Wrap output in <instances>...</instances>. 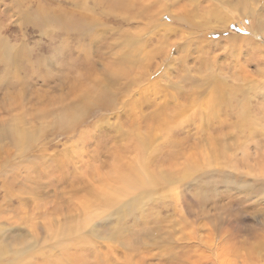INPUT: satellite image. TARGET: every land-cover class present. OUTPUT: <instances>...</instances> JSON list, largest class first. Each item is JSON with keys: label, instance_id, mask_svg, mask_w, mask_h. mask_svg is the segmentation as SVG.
Masks as SVG:
<instances>
[{"label": "rangeland", "instance_id": "rangeland-1", "mask_svg": "<svg viewBox=\"0 0 264 264\" xmlns=\"http://www.w3.org/2000/svg\"><path fill=\"white\" fill-rule=\"evenodd\" d=\"M126 1L0 0V264L26 249L264 264L249 250L264 252V0ZM225 1L220 29L227 14L213 25L203 8ZM181 14L209 28L191 34ZM217 84L230 105L215 111ZM236 105L249 122L218 129Z\"/></svg>", "mask_w": 264, "mask_h": 264}, {"label": "bare ground", "instance_id": "bare-ground-1", "mask_svg": "<svg viewBox=\"0 0 264 264\" xmlns=\"http://www.w3.org/2000/svg\"><path fill=\"white\" fill-rule=\"evenodd\" d=\"M119 1H122V2H124V3H126L127 1L126 0H109V2H108V4L110 5L109 7L110 8H114L115 6L114 5H118L119 4ZM210 1V0H209ZM228 1V0H227ZM210 4L211 5H213L214 7L212 8V9H210V8H208V7H205V8H203L204 10H206V11H213L214 13H215V15L213 16V19L211 20L212 22H213V25H215V24H218V21H217V19H216V13L217 14H221V13H225V14H227V12H225V7H228V6H231V7H233V5L230 3L229 5H228V3L225 1V5H224V8H221L220 6L219 7H217L218 5H215V4H212L211 2H210ZM224 4V3H223ZM230 7V8H231ZM234 8V7H233ZM247 7L246 6H243V9H246ZM235 9V8H234ZM184 10L185 11H188V10H186V8H184ZM227 10V9H226ZM228 11V10H227ZM250 11V10H249ZM228 12H230V11H228ZM111 13V12H110ZM157 14V13H156ZM109 15V14H108ZM88 16V15H87ZM111 16V15H110ZM112 16H113V14H112ZM116 16V15H115ZM122 18V17H121ZM149 18V17H148ZM177 18L181 21V22H183V23H185L187 26H188V29H190V33L191 34H193L194 32L195 33H199V31H201V30H205V29H207V28H209V26H208V20H202V22L198 25V26H196L195 27V25L193 24V21L191 20V18H189V16H187V15H185V14H181V15H177ZM74 19V18H73ZM72 19V20H73ZM92 19V18H91ZM91 19L89 20L86 16H80L79 18H76L75 19V22L77 21V25L79 26V27H86V25H87V27H88V25L90 24V21H91ZM126 19V18H125ZM154 19V17H151V21ZM229 19V16H228V14L225 16V17H223V18H221V26L219 25V27H220V29H225L226 28V25L229 23V21L230 20H228ZM65 20V19H64ZM71 20V21H72ZM121 20H123V19H121ZM256 20V19H255ZM67 21V20H66ZM94 20H92L91 21V23H94L93 22ZM127 22V21H126ZM62 23H64V22H62ZM66 23V22H65ZM128 23V22H127ZM155 23V22H154ZM254 23V24H253ZM252 24L253 25H255V22H253ZM71 24V23H70ZM153 24V23H152ZM156 24V23H155ZM65 25V24H64ZM160 25V24H159ZM158 25V26H159ZM182 25V24H181ZM65 26H68V25H65ZM65 26H64V29H65ZM77 26V27H78ZM155 26V25H154ZM256 26V25H255ZM63 27V26H62ZM69 27V26H68ZM77 27H76V29H77ZM79 27H78V29H79ZM171 27V26H170ZM215 27V26H214ZM210 28H213V27H211L210 26ZM72 29H73V27H72ZM163 29H164V27H163ZM84 30H87V29H84ZM88 30H90V29H88ZM168 30V29H167ZM254 30V29H253ZM77 31H79V30H77ZM80 31H81V29H80ZM83 31V30H82ZM91 31V30H90ZM171 31V30H170ZM174 32V34L175 33H177V31H173ZM81 33V32H80ZM85 33V32H84ZM83 33V34H84ZM194 33V34H195ZM221 33V32H220ZM224 34V33H223ZM88 35V34H87ZM89 35H90V33H89ZM188 35V34H187ZM84 36V35H83ZM91 36V35H90ZM160 36V38H159V40H161V41H163V40H166V38L167 37H165V34L164 33H162L161 35H159ZM168 36V35H167ZM193 36V35H192ZM190 37V36H189ZM225 37H227V42H229V43H231V41H233L234 39H239V40H245V38H241V37H238V36H234V35H231V36H229V35H225ZM140 38V37H139ZM138 37H137V39H139ZM183 38V37H182ZM188 38V37H187ZM187 38H185V39H187ZM193 38V37H192ZM158 39V38H157ZM184 39V38H183ZM140 40V39H139ZM182 40V39H181ZM190 40H192V39H190ZM199 40V39H198ZM137 41V40H136ZM187 41H188V39H187ZM193 41H194V39H193ZM140 42V41H139ZM160 42V41H159ZM181 42V41H180ZM192 42V41H191ZM234 42H235V40H234ZM109 43V42H108ZM250 43V42H249ZM255 47H258V46H255ZM260 48V47H259ZM86 54V53H85ZM89 56V55H88ZM260 59V58H259ZM165 62V61H164ZM84 73V72H83ZM85 74V73H84ZM136 76V75H135ZM134 76V77H135ZM131 77V76H130ZM105 78V77H104ZM132 78V77H131ZM142 78V77H141ZM106 79V78H105ZM208 79H210V80H213L214 79V77H213V75H209L208 76ZM78 79H76V81H77ZM137 80V79H136ZM80 81V80H79ZM214 81V80H213ZM215 82V81H214ZM138 83V82H137ZM229 84V83H228ZM77 85V87L75 86L74 87V85H73V87H74V89L72 90L74 93H75V95H77L78 93H79V88H78V84H76ZM102 86V85H101ZM219 86H220V84H217V85H215L214 86V90H213V92H214V100H213V108H212V110H215V111H217V107L218 108H221L220 107V105L221 104H223V105H225V107H228L230 104V102H229V99H228V97L227 96H225V98L224 97H221L220 96V94H221V89H219ZM230 86V85H229ZM231 86H233L232 84H231ZM73 87H71V88H73ZM237 88V87H236ZM240 88V87H239ZM108 89V88H107ZM106 88H103V87H101V89H100V95L102 96V97H108V95H107V93H108V90H107ZM114 90V89H113ZM238 92H240V89H238L237 90ZM113 92V91H112ZM224 93V92H223ZM110 94H111V91H110ZM114 94V93H113ZM94 95H97V92L95 91V92H92L91 91V93H89V90L87 89V90H85V92H84V96H85V98H83V99H86V98H91L92 96H94ZM112 95V94H111ZM179 95V94H178ZM216 95H218V98H219V100H221V102L219 101V100H217V98L215 97ZM243 95V94H242ZM110 96V95H109ZM241 96V95H240ZM209 97V96H208ZM247 97V96H246ZM109 98V97H108ZM111 98V97H110ZM175 98V97H174ZM177 98V97H176ZM245 98V97H244ZM243 98V99H244ZM112 99V98H111ZM173 99V98H172ZM246 99V98H245ZM248 99V98H247ZM246 99V100H247ZM89 101V100H88ZM241 101V100H240ZM211 102V101H210ZM247 102V101H246ZM245 103V102H244ZM208 105V104H207ZM233 105H234V103H233ZM211 106V105H210ZM74 107V106H73ZM232 108V107H231ZM230 109V108H229ZM235 110V111H234ZM205 111H207V109L205 110ZM219 111V110H218ZM63 112H64V117H62L63 118V120L64 119H67L68 120V118H69V120L72 118V112L73 111H70V109L69 108H67V107H65L64 108V110H63ZM75 112V111H74ZM227 112V113H226ZM224 111V114H222V116H220V120L217 122V128L218 129H224V128H226L227 127V125H228V127H241L242 125H245V123H246V121L247 122H249V120H248V117L245 119V113L247 114V107H246V105H236V109H233V111ZM234 112H235V115H237L238 116V121L236 122V124H235V122L233 121V123H228V118H229V116H231L232 114H234ZM210 115H212V118H213V116L215 115V114H217V113H214V111H210V112H208ZM247 116H249V114H247ZM203 117V116H202ZM216 117V116H215ZM219 119V118H218ZM72 120H74V119H72ZM214 120H215V118H214ZM61 122V121H60ZM63 122V121H62ZM63 125V124H62ZM215 125V124H214ZM166 127V126H165ZM206 128H208V127H206ZM214 130V129H213ZM132 135H133V133H131ZM135 134V133H134ZM207 135V134H206ZM213 136H214V134H213ZM1 137H2V133H0V141H1ZM133 137V136H132ZM216 137V136H215ZM218 137H219V135H218ZM221 137V136H220ZM148 138V137H147ZM13 139H14V137H13ZM145 139H146V137H145ZM216 139H217V137H216ZM215 138L213 139V143H214V140H216ZM221 139V138H220ZM223 139H224V136H223ZM25 138H24V136L21 134V135H19V137H16L15 138V141H16V143L17 144H20V145H22V143H24L25 142ZM139 141H141V142H143V138H139ZM218 143H219V140L217 139L216 140ZM223 142V141H222ZM212 143V144H213ZM221 144H219V145H214L215 147H214V149H213V152L214 151H216V150H218V149H221V148H223L224 146L223 145H221ZM211 147V146H210ZM169 148V147H168ZM0 151H2V149L0 148ZM211 152V154L210 155H212V157H214V153L212 152V150L210 151ZM211 157V158H212ZM210 158V157H209ZM215 158V157H214ZM145 175H146V173H144ZM147 176V175H146ZM148 180H151V178L149 177L148 178ZM249 189H251V188H249ZM258 189V188H257ZM256 189V190H257ZM246 190V189H245ZM237 191V190H236ZM246 191H248V190H246ZM257 192V191H256ZM258 194V193H257ZM249 199V198H248ZM255 199V198H254ZM31 233H32V231H31ZM3 230L0 228V243L2 242V240H3ZM258 243V242H257ZM264 244V243H263ZM249 250L251 251V257L254 255V253L256 252V250H258L259 252H261V253H264V252H262L261 251V249H260V247H259V243L258 244H255V245H252V246H250L249 247ZM99 252V251H98ZM253 252V253H252ZM26 253H29V254H27V255H25ZM76 253H66V252H61L59 255H47V256H40V255H45V254H43V253H39V252H33V251H29V249H26V250H24V251H20V252H16V253H14V254H11L10 255V257L8 258V260H7V262H5L4 264H99V262H98V259H97V257H94L93 255V257L92 258H89L90 256H91V253H86L85 255H84V253L83 254H79V255H75ZM248 254V253H247ZM215 255H217V254H215ZM250 257V258H251ZM93 259V260H92ZM173 258H171L170 260H172ZM249 259V256L247 257V260ZM92 260V261H91ZM206 260H210V259H206ZM250 260V259H249ZM205 264H209V263H211V264H214V262L213 261H205L204 262ZM135 264H138V263H135ZM225 264H233V261H231V260H229V259H227L226 261H225ZM242 264H245V262H242Z\"/></svg>", "mask_w": 264, "mask_h": 264}]
</instances>
